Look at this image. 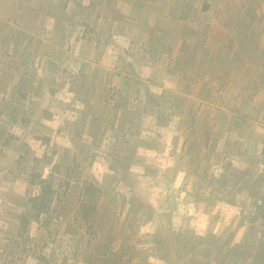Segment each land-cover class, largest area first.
I'll return each instance as SVG.
<instances>
[{
	"label": "rangeland",
	"instance_id": "374dc122",
	"mask_svg": "<svg viewBox=\"0 0 264 264\" xmlns=\"http://www.w3.org/2000/svg\"><path fill=\"white\" fill-rule=\"evenodd\" d=\"M263 132L264 0H0V264H264Z\"/></svg>",
	"mask_w": 264,
	"mask_h": 264
},
{
	"label": "trees",
	"instance_id": "16d2710c",
	"mask_svg": "<svg viewBox=\"0 0 264 264\" xmlns=\"http://www.w3.org/2000/svg\"><path fill=\"white\" fill-rule=\"evenodd\" d=\"M48 188H49V189H48V191H49V190H50V185L48 186ZM50 191L52 192L53 190H50ZM44 202H45V200L42 199V201H41V203H42V205H41L42 208H45V203H44ZM21 221L24 222V223L21 225V227H24V228H25V224H26L25 222H27V219L24 218V221H23V220H21Z\"/></svg>",
	"mask_w": 264,
	"mask_h": 264
},
{
	"label": "built area",
	"instance_id": "2783aa9c",
	"mask_svg": "<svg viewBox=\"0 0 264 264\" xmlns=\"http://www.w3.org/2000/svg\"><path fill=\"white\" fill-rule=\"evenodd\" d=\"M263 138H264V132H263ZM263 145H264V140H263Z\"/></svg>",
	"mask_w": 264,
	"mask_h": 264
}]
</instances>
